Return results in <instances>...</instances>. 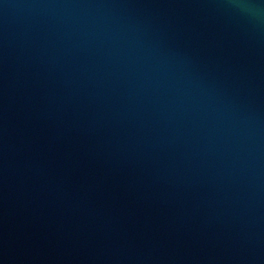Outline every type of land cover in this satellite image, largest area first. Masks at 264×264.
I'll return each mask as SVG.
<instances>
[{
  "label": "water",
  "instance_id": "95a60500",
  "mask_svg": "<svg viewBox=\"0 0 264 264\" xmlns=\"http://www.w3.org/2000/svg\"><path fill=\"white\" fill-rule=\"evenodd\" d=\"M0 129L150 264H264V0H0Z\"/></svg>",
  "mask_w": 264,
  "mask_h": 264
}]
</instances>
